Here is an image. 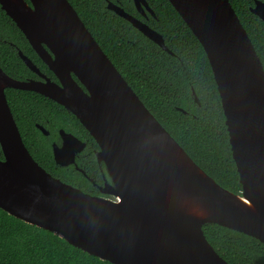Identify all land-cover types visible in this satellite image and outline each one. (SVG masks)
Listing matches in <instances>:
<instances>
[{
    "label": "water",
    "instance_id": "obj_1",
    "mask_svg": "<svg viewBox=\"0 0 264 264\" xmlns=\"http://www.w3.org/2000/svg\"><path fill=\"white\" fill-rule=\"evenodd\" d=\"M169 1L211 64L242 192L223 187L196 163L69 0H0L60 80L52 81L22 50L21 58L42 79L14 78L0 65V208L114 264H231L203 227L216 223L264 243V65L230 0ZM134 3L144 15L155 14L147 0ZM108 8L171 52L163 35L142 19L113 1ZM251 10L264 21V1L255 0ZM7 88L43 94L81 121L100 147L97 159L110 178L100 190L110 197L63 181L34 158ZM61 133L63 145H53L54 158L69 165L86 143Z\"/></svg>",
    "mask_w": 264,
    "mask_h": 264
},
{
    "label": "trees",
    "instance_id": "obj_2",
    "mask_svg": "<svg viewBox=\"0 0 264 264\" xmlns=\"http://www.w3.org/2000/svg\"><path fill=\"white\" fill-rule=\"evenodd\" d=\"M69 1L141 100L196 163L220 185L241 193L243 186L211 64L202 44L172 3L147 0L155 15L148 14L145 18L137 11L134 0H112L161 33L169 52L110 10L109 0ZM230 1L264 65V21L251 10L255 0ZM19 49L43 72L56 77L0 5V65L14 78H37L19 55ZM6 94L23 140L34 158L54 176L84 191L98 193L81 171L73 165L62 167L54 160L51 140L59 128L87 139L91 151L98 147L79 119L61 104L37 92L7 88ZM37 124H43L51 135L45 136ZM0 158H4L1 145ZM88 159L82 167L93 177L101 176L95 156L91 154ZM203 228L210 243L229 263L264 264V243L257 238L216 223H206ZM0 264L114 263L0 208Z\"/></svg>",
    "mask_w": 264,
    "mask_h": 264
},
{
    "label": "flooded vegetation",
    "instance_id": "obj_3",
    "mask_svg": "<svg viewBox=\"0 0 264 264\" xmlns=\"http://www.w3.org/2000/svg\"><path fill=\"white\" fill-rule=\"evenodd\" d=\"M109 1H112V0H109ZM108 1V2H109ZM114 2V1H113ZM115 3H117V4H119L118 2H115ZM120 5V4H119ZM138 11V10H137ZM142 16H144L145 18H147L148 17V14H152L150 11H148V10H146V15H144L143 13H141L140 11H138ZM153 16L155 15V14H152ZM141 19V18H140ZM143 20V19H142ZM144 21V20H143ZM145 22V21H144ZM147 23V22H146ZM27 38V37H26ZM32 46V45H31ZM34 49V48H33ZM20 50V49H19ZM19 50H18V53H19ZM37 53V52H36ZM41 58V57H40ZM42 59V58H41ZM33 60V59H32ZM43 60V59H42ZM34 61V60H33ZM44 62V61H43ZM45 63V62H44ZM36 64V63H35ZM46 64V63H45ZM37 65V64H36ZM47 65V64H46ZM38 66V65H37ZM48 66V65H47ZM39 67V66H38ZM49 67V66H48ZM40 68V67H39ZM50 69V68H49ZM40 70H41V68H40ZM51 70V69H50ZM42 71V70H41ZM52 71V70H51ZM34 72V71H33ZM53 72V71H52ZM35 73V72H34ZM42 73H44L47 77H49L52 81H55V82H57V83H60V80L57 78V76L55 75V73H54V75L56 76L55 78H52L51 76H49L48 74H46L45 72H43L42 71ZM38 77L37 78H34V77H32V78H34V79H42V77H40L37 73H35ZM27 79H31V78H27ZM84 89L86 90V88L84 87ZM29 91H31V90H29ZM34 92H36V91H34ZM38 93V92H37ZM40 94V93H39ZM43 95V94H42ZM47 97V96H46ZM9 101V100H8ZM56 102V101H55ZM10 104V103H9ZM63 106V105H62ZM69 111V110H68ZM71 112V111H70ZM80 121V120H79ZM81 122V121H80ZM18 124V123H17ZM37 126H38V128L42 131V133L45 135V136H50L51 135V131L48 129V128H46L43 124H37ZM40 126H42L44 129H45V131H47L48 133H45L44 132V130L40 127ZM84 126V125H83ZM85 127V126H84ZM86 128V127H85ZM61 130H64V131H66L67 133H71L72 135H75L76 137H78L79 139H81L82 141H84L85 143H86V146H85V148L83 149V150H81V151H79V152H77L76 153V158H75V162L74 163H72V164H69V165H61V164H58V163H56V164H58V165H60V166H62V167H69V166H71V165H73L74 166V168H76L77 170H79V171H81L83 174H85L86 176H87V178L90 180V182L92 183V185L96 188L94 191L95 192H97L98 191V193H91V192H88V193H91V194H93V195H98V196H106V197H110L108 194H104V193H102V191L100 190V188L101 187H104L105 186V184H106V181H108V182H110V178H109V176H108V174H107V171H106V167H105V165H104V163H99V161H98V159H97V151L100 149V147H99V145H98V143H97V141L95 140V138L93 137V139L96 141V143H97V145H98V147H96V148H93L92 149V151L90 150V144H89V141L87 140V139H84V138H82V137H80V135H78L77 133H75L74 131H71V130H67V129H65V128H59L58 130H57V133H56V136H55V138L53 139V140H51V145H52V150H53V145L54 144H56V145H63V141H64V139H63V136H62V133H61ZM89 132V131H88ZM90 133V132H89ZM91 134V133H90ZM91 154H93L94 156H95V158H96V163H97V166L95 165V164H93V166H96L97 167V169L100 171V174H101V176H99V175H97L96 177H93V176H91L90 174H88L87 172H86V170L82 167V165H84L85 163H88L90 160L88 159L87 160V158L91 155ZM53 156H54V153H53ZM54 160H55V158H54ZM55 162H56V160H55ZM76 165L78 166V168L76 167ZM94 171H96V170H94ZM93 172V171H92ZM58 177V176H57ZM101 177V178H100ZM60 178V177H59ZM64 181V180H63ZM68 183V182H67ZM73 185V184H72ZM74 186V185H73ZM76 187H78V186H76ZM81 189V188H80ZM85 192H87V191H85Z\"/></svg>",
    "mask_w": 264,
    "mask_h": 264
}]
</instances>
